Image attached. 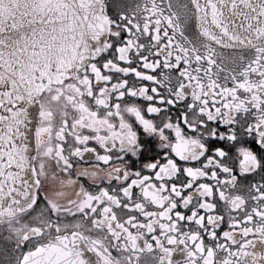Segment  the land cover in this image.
I'll use <instances>...</instances> for the list:
<instances>
[{
	"label": "snow or ice",
	"instance_id": "1",
	"mask_svg": "<svg viewBox=\"0 0 264 264\" xmlns=\"http://www.w3.org/2000/svg\"><path fill=\"white\" fill-rule=\"evenodd\" d=\"M0 264H264V0H0Z\"/></svg>",
	"mask_w": 264,
	"mask_h": 264
}]
</instances>
